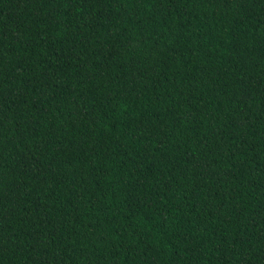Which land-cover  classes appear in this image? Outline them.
<instances>
[{"label": "trees", "instance_id": "trees-1", "mask_svg": "<svg viewBox=\"0 0 264 264\" xmlns=\"http://www.w3.org/2000/svg\"><path fill=\"white\" fill-rule=\"evenodd\" d=\"M0 264H264V0H0Z\"/></svg>", "mask_w": 264, "mask_h": 264}]
</instances>
